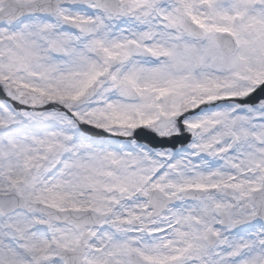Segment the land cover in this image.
Wrapping results in <instances>:
<instances>
[{
  "label": "snow or ice",
  "instance_id": "6c2138e0",
  "mask_svg": "<svg viewBox=\"0 0 264 264\" xmlns=\"http://www.w3.org/2000/svg\"><path fill=\"white\" fill-rule=\"evenodd\" d=\"M0 264H264V0H0Z\"/></svg>",
  "mask_w": 264,
  "mask_h": 264
}]
</instances>
